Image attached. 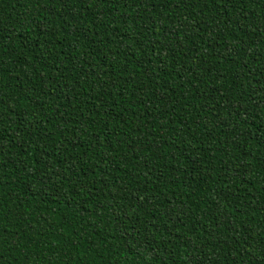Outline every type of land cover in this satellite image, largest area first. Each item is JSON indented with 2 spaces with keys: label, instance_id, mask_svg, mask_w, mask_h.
Listing matches in <instances>:
<instances>
[{
  "label": "trees",
  "instance_id": "1",
  "mask_svg": "<svg viewBox=\"0 0 264 264\" xmlns=\"http://www.w3.org/2000/svg\"><path fill=\"white\" fill-rule=\"evenodd\" d=\"M0 264H264V0H0Z\"/></svg>",
  "mask_w": 264,
  "mask_h": 264
}]
</instances>
